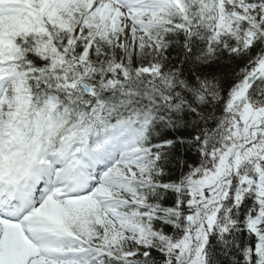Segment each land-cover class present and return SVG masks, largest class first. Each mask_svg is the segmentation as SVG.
<instances>
[{
	"label": "trees",
	"instance_id": "16d2710c",
	"mask_svg": "<svg viewBox=\"0 0 264 264\" xmlns=\"http://www.w3.org/2000/svg\"><path fill=\"white\" fill-rule=\"evenodd\" d=\"M242 1L249 8L250 21L241 20L236 29L231 32L225 29L222 38L211 40L207 17L213 0H180L184 12L175 14L177 19L171 24L166 46L158 57L161 63L158 82L138 81L129 85L131 82L122 81L128 85L122 93L128 95L123 94L120 102L112 107L107 105L111 113L100 118L106 120V125L124 121L135 134L136 127L143 131L146 138L140 137L138 146L141 150L147 147L151 164L155 159L141 175L144 178L141 189H151L150 199L146 200L149 209H145L152 217L146 225L148 241L143 244V251L137 253L138 259L129 264H174L177 254L166 256L163 241L180 234L183 215L196 211L206 201L202 198L198 201L199 194L210 189L214 174L227 169L228 183L211 223L205 215L201 219L207 227L203 263L256 264V258L250 254L255 237L247 226L256 216L254 177L264 174V128L252 136V143L239 150V159L232 160L233 164L221 161L229 147L245 137L244 131L237 130H247V123L257 117L250 107L236 113L225 107L244 75L264 54V0ZM26 2L38 7L44 0ZM188 15L197 18L196 23L202 30L188 24ZM32 17L36 18L34 14ZM73 17L76 18L67 19L68 22L48 18L47 27L31 30L19 27L6 36L17 42L26 64L35 73L44 70L37 77L40 83L59 85L73 81L80 67L91 62L89 83L98 90L107 84L104 79L117 66L111 60V56L118 57L117 51L110 52L102 35H95V25L80 23L77 16ZM62 62L67 66L59 67ZM127 64L131 66L132 62ZM50 98L56 100L58 95L52 94ZM250 104L264 109L261 100ZM225 112L229 116L236 114V120L226 118ZM94 117L95 114L80 107L65 115L71 127L83 130L89 122L94 123ZM151 181L158 187L152 186ZM193 187L198 189L197 193L191 190ZM196 213L193 216L197 218ZM69 223L66 221L65 227L75 233ZM198 236L199 232L195 239Z\"/></svg>",
	"mask_w": 264,
	"mask_h": 264
},
{
	"label": "rangeland",
	"instance_id": "374dc122",
	"mask_svg": "<svg viewBox=\"0 0 264 264\" xmlns=\"http://www.w3.org/2000/svg\"><path fill=\"white\" fill-rule=\"evenodd\" d=\"M87 1H90V4L94 5V10L95 11H99V12H103L105 10V12H108V16L107 18L110 19V16H112V13H114L113 9H114V5H115V2L114 1H110L108 2V4L104 3L103 5L101 6H98L97 2L98 0H87ZM96 4V5H95ZM106 8V9H105ZM110 8V9H109ZM134 13H132L133 15ZM121 20V18H120ZM111 22V21H110ZM121 24V25H120ZM111 25L112 27L117 25L118 29H120L121 31L124 30V27L122 26L123 23L122 22H118V24L116 23H112L111 22ZM127 39L125 40V43L122 44V46L125 48V49H128L130 48L133 44H129L127 43ZM135 45H133L134 47ZM263 63H264V59L262 60ZM8 89H15L14 88H11L9 87ZM14 95V93H13ZM17 96V95H16ZM7 136H9V134H7ZM58 161V160H57ZM59 162V161H58ZM62 165V164H61ZM131 165V164H130ZM62 168H65L64 166H62ZM262 179V178H261ZM218 178L217 177H214V180L212 181V183H214V186L216 187L218 185ZM199 188H201V184L198 185ZM210 194V196H208L206 199L207 202H205L207 205H213L215 206V204L217 203V196H214V190H213V193L212 192H208ZM63 202L59 203V205H56V208L63 212L65 211V205L67 204L64 200H62ZM204 206V205H203ZM263 211L262 210L260 212V214L262 215L263 214ZM40 215V217L38 219H35V221H33L34 223V227L37 229L41 224H42V227H43V230L45 231V236H47V241L49 239H53L55 236V234H57V229L52 225L51 223V219L50 217L51 214H50V210H46V207H43V206H40L39 208V214L38 216ZM208 223H211V220H209V217H208ZM258 222L257 221H254L250 224V228L253 229L254 232L257 231L258 229ZM52 227V228H51ZM200 229H202V231L204 232V234H206L207 232V227L202 225L200 226ZM0 238L2 239V242H4L7 246H9V250L11 251V253L9 255H5L3 257H8V259H3V258H0V264H13L14 261L17 259H22L21 255L23 253H25L28 249H32L34 247H32L34 244H33V239L31 238H26V237H23L24 241L23 243L21 244L22 246H26L24 249L21 248V252L20 254H16V247L13 245V244H9L6 240V238H3L2 236H0ZM190 239L192 240L193 238L190 237ZM128 243H127V246L128 248L131 246V250H133L135 247L137 248H140L141 246H139V243H138V238H131L129 237L128 238ZM46 241V242H47ZM45 243H41L42 245H45ZM27 243L29 246H27ZM2 244V243H0ZM168 248L169 249H172V248H183V246H181V244L179 245H168ZM263 248H264V244H263ZM41 249V247H40ZM188 252V255L185 256V257H182L180 258V254L178 255V258H177V261L175 262V264H202L201 262V257H200V247L196 244V245H191L190 249H184ZM262 248H261V244H259L258 246V252L260 251L261 252ZM135 251V249L133 250ZM132 251V253H133ZM42 252V251H41ZM180 252V251H179ZM131 253V254H132ZM52 255V254H51ZM30 259H32L34 261L33 264H44L43 262H45L43 259L46 258L45 256H43L42 254L39 253V249L37 248L36 251H33L31 256H29ZM51 258H53L52 260H56L58 261V259L55 257V256H50ZM5 262V263H4ZM26 264H29L26 263Z\"/></svg>",
	"mask_w": 264,
	"mask_h": 264
},
{
	"label": "bare ground",
	"instance_id": "6f19581e",
	"mask_svg": "<svg viewBox=\"0 0 264 264\" xmlns=\"http://www.w3.org/2000/svg\"><path fill=\"white\" fill-rule=\"evenodd\" d=\"M114 11V10H113ZM1 90V89H0ZM1 178V177H0ZM4 229H6V230H8V228H4Z\"/></svg>",
	"mask_w": 264,
	"mask_h": 264
}]
</instances>
